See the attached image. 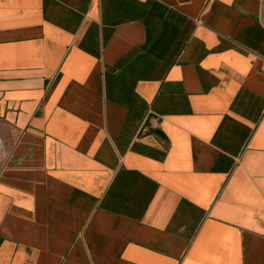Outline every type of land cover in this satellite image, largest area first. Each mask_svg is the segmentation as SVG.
<instances>
[{
  "label": "crops",
  "instance_id": "obj_1",
  "mask_svg": "<svg viewBox=\"0 0 264 264\" xmlns=\"http://www.w3.org/2000/svg\"><path fill=\"white\" fill-rule=\"evenodd\" d=\"M0 264H264V0H0Z\"/></svg>",
  "mask_w": 264,
  "mask_h": 264
}]
</instances>
